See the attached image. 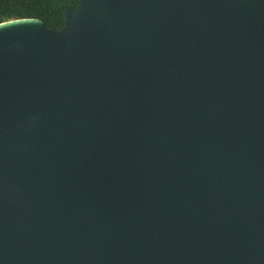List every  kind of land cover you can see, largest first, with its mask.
<instances>
[{
	"label": "water",
	"instance_id": "1",
	"mask_svg": "<svg viewBox=\"0 0 264 264\" xmlns=\"http://www.w3.org/2000/svg\"><path fill=\"white\" fill-rule=\"evenodd\" d=\"M0 23V264H264V0H80Z\"/></svg>",
	"mask_w": 264,
	"mask_h": 264
},
{
	"label": "trees",
	"instance_id": "2",
	"mask_svg": "<svg viewBox=\"0 0 264 264\" xmlns=\"http://www.w3.org/2000/svg\"><path fill=\"white\" fill-rule=\"evenodd\" d=\"M80 0H0V23L17 18H40L49 28L61 30L64 11L74 8Z\"/></svg>",
	"mask_w": 264,
	"mask_h": 264
}]
</instances>
